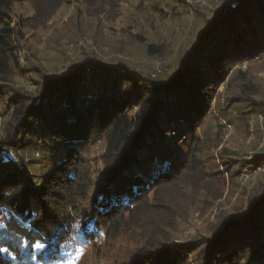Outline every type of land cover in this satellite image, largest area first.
Here are the masks:
<instances>
[{"label": "trees", "instance_id": "1", "mask_svg": "<svg viewBox=\"0 0 264 264\" xmlns=\"http://www.w3.org/2000/svg\"><path fill=\"white\" fill-rule=\"evenodd\" d=\"M218 2L195 10L199 23L167 73L152 78L95 57L51 75L28 58L26 34L44 30L62 8L82 5L97 17L120 0H0V234L15 249L0 264H62L86 246L95 258L114 254L111 264H264V177L205 237L178 243L174 235L186 190L192 198L205 191L212 206L242 168L264 165V153L209 155L222 136L210 140L205 126L213 100L219 109V83L228 68L264 55V0ZM179 3L141 0L136 8L149 15L174 5L177 18ZM146 53L159 57L165 47L149 44ZM239 86L230 102L245 124L264 102L252 83ZM176 136L187 138L185 153L167 142ZM39 237L47 244L34 251Z\"/></svg>", "mask_w": 264, "mask_h": 264}, {"label": "rangeland", "instance_id": "2", "mask_svg": "<svg viewBox=\"0 0 264 264\" xmlns=\"http://www.w3.org/2000/svg\"><path fill=\"white\" fill-rule=\"evenodd\" d=\"M140 1L120 0L119 7L114 11H107L97 17L88 15L82 5L72 4L62 8L46 23L44 30L34 32L33 36L26 34V44L30 48L28 58L42 63L51 75L63 72L87 57H95L101 63L120 60L146 75H150L154 64L158 63L159 74L164 75L180 45L187 41L188 34L199 23L195 10L207 13L220 5L218 0L202 4H198V0H179V6L183 4L184 8H174V12L179 15L175 18L171 13L174 5L164 6L162 13L143 15L136 8ZM221 2L225 3L226 0ZM151 8L148 7V10ZM23 10L30 14L27 7ZM149 44H163L165 53L159 57H149L146 53ZM31 53L34 55L32 58ZM16 82L18 87L32 91L25 81L17 78ZM243 83H252L257 92L256 98L264 102V55L228 68L223 82L219 83L216 89L219 109L216 110L213 100L212 117L205 126L211 133L210 140L216 133L222 136L218 148L211 147L209 155L217 156V152H223L230 158V155H235V159L246 156L245 159L250 160L252 156L264 153V112L250 115L246 119L247 124H243L242 119H239L243 110L233 107L230 102L240 94L239 85ZM3 126L4 120L0 117V135ZM203 132L201 129L198 131L201 143L205 140ZM167 142L172 143L178 153L186 152L187 138L176 136L168 138ZM96 149L99 151V147ZM263 177V164L247 165L238 172L233 184L227 182L222 198L212 206L208 205L210 197L205 191L201 190L192 198L190 191L186 190L179 205L185 212L182 211V218L178 219L174 233L177 242L205 237L219 213H228L239 196L247 197L250 189ZM80 249L83 250L82 254L77 251L62 264H111L114 260V254L107 255V258H95L92 248L86 246Z\"/></svg>", "mask_w": 264, "mask_h": 264}, {"label": "snow or ice", "instance_id": "3", "mask_svg": "<svg viewBox=\"0 0 264 264\" xmlns=\"http://www.w3.org/2000/svg\"><path fill=\"white\" fill-rule=\"evenodd\" d=\"M4 226L0 224V228H3ZM43 241V242H42ZM47 244V239H43L42 237L36 238L35 243L31 245L32 249L34 251H40L44 250L45 246ZM10 250H15L13 249L11 243L9 242V238L7 236V233L0 234V255H5L7 254ZM80 254H82L83 250L80 249L78 250ZM33 258H35L33 256ZM12 259H15V257H12Z\"/></svg>", "mask_w": 264, "mask_h": 264}, {"label": "built area", "instance_id": "4", "mask_svg": "<svg viewBox=\"0 0 264 264\" xmlns=\"http://www.w3.org/2000/svg\"><path fill=\"white\" fill-rule=\"evenodd\" d=\"M211 1H217V0H198L197 3L198 4H202V3H205V2H211ZM238 5V2H233L231 5H230V9H234L236 6ZM160 73V70H159V64L158 63H155L154 64V70L152 71V73L150 74V77H155L157 74Z\"/></svg>", "mask_w": 264, "mask_h": 264}, {"label": "water", "instance_id": "5", "mask_svg": "<svg viewBox=\"0 0 264 264\" xmlns=\"http://www.w3.org/2000/svg\"><path fill=\"white\" fill-rule=\"evenodd\" d=\"M230 7V6H229Z\"/></svg>", "mask_w": 264, "mask_h": 264}]
</instances>
